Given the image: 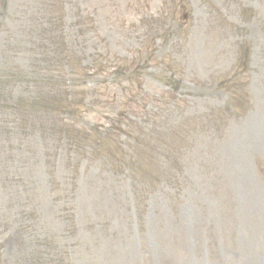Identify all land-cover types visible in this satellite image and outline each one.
Here are the masks:
<instances>
[{"label": "rangeland", "instance_id": "rangeland-1", "mask_svg": "<svg viewBox=\"0 0 264 264\" xmlns=\"http://www.w3.org/2000/svg\"><path fill=\"white\" fill-rule=\"evenodd\" d=\"M13 263L264 264V0H0Z\"/></svg>", "mask_w": 264, "mask_h": 264}, {"label": "bare ground", "instance_id": "bare-ground-1", "mask_svg": "<svg viewBox=\"0 0 264 264\" xmlns=\"http://www.w3.org/2000/svg\"><path fill=\"white\" fill-rule=\"evenodd\" d=\"M21 259V258H20ZM13 264H16V263H13Z\"/></svg>", "mask_w": 264, "mask_h": 264}]
</instances>
